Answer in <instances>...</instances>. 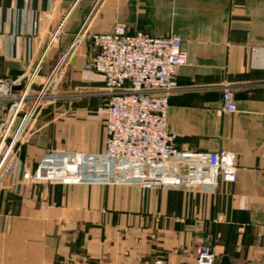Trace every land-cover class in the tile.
I'll return each instance as SVG.
<instances>
[{"label":"crops","instance_id":"0c3cea01","mask_svg":"<svg viewBox=\"0 0 264 264\" xmlns=\"http://www.w3.org/2000/svg\"><path fill=\"white\" fill-rule=\"evenodd\" d=\"M117 23L183 35L169 130L181 150L235 151L237 180L194 191L21 179L50 150H105L109 95L103 75L84 68L95 51L85 37L57 75L67 71L80 92L32 117L0 168V264H195L199 235L219 264H264V0H0V77L21 79L41 60L44 79L78 31ZM226 86L235 112L219 111Z\"/></svg>","mask_w":264,"mask_h":264},{"label":"built area","instance_id":"2783aa9c","mask_svg":"<svg viewBox=\"0 0 264 264\" xmlns=\"http://www.w3.org/2000/svg\"><path fill=\"white\" fill-rule=\"evenodd\" d=\"M85 37L91 40L95 51L85 54L84 68L103 75L109 95L105 150H50L34 168L27 165L22 168L21 179L54 184H137L143 188L177 187L194 191L216 188L221 181L237 180L235 151L181 150L176 145L177 135L169 130L170 95L180 88L179 71L188 63L183 35L130 32L125 23H117L111 32L78 31L66 54L40 82L35 94L31 91L41 75V60L21 79L0 77V114L6 115L0 133V154L7 148L0 168L31 118L55 102L56 97L48 89ZM28 100L32 105L26 109ZM219 111H237L233 90L228 86L223 90ZM262 161L264 164V153ZM195 255V264H219L210 236L197 237ZM83 264L97 263L88 260ZM154 264L166 263L159 258Z\"/></svg>","mask_w":264,"mask_h":264},{"label":"rangeland","instance_id":"374dc122","mask_svg":"<svg viewBox=\"0 0 264 264\" xmlns=\"http://www.w3.org/2000/svg\"><path fill=\"white\" fill-rule=\"evenodd\" d=\"M60 73H58L57 75H59ZM67 71L65 73H63V77L59 80V78L57 79V77L54 79L52 85L50 86V88L48 89V91L50 93L53 94V96H55L56 100L54 103L56 102H62V101H66L70 98L73 97L74 94H77L78 91L80 89L74 87V85L72 84L71 80L69 79L68 75H67ZM43 79H41V77L38 78V82L36 84H34L33 88H32V91H31V94H35L39 89H40V82L42 81ZM34 91V92H33ZM80 92V91H79ZM53 104H50L49 106H47V108L43 109L42 111L44 110H49V108H51ZM32 105V102L31 100H28L27 102V105H26V109L30 108V106ZM1 140V138H0ZM5 149V148H4ZM4 149L1 151V154H0V158H1V155L4 151Z\"/></svg>","mask_w":264,"mask_h":264},{"label":"water","instance_id":"95a60500","mask_svg":"<svg viewBox=\"0 0 264 264\" xmlns=\"http://www.w3.org/2000/svg\"><path fill=\"white\" fill-rule=\"evenodd\" d=\"M221 264H230L229 259L227 257H224Z\"/></svg>","mask_w":264,"mask_h":264}]
</instances>
